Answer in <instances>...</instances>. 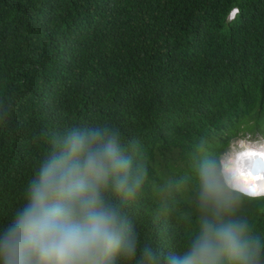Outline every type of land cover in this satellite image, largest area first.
<instances>
[{
  "label": "trees",
  "instance_id": "16d2710c",
  "mask_svg": "<svg viewBox=\"0 0 264 264\" xmlns=\"http://www.w3.org/2000/svg\"><path fill=\"white\" fill-rule=\"evenodd\" d=\"M0 115V227L27 202L41 129L108 122L144 148L137 231L180 254L188 229L158 214L152 186L187 169L200 136L264 128V0H0ZM246 211L264 235V212Z\"/></svg>",
  "mask_w": 264,
  "mask_h": 264
},
{
  "label": "clouds",
  "instance_id": "9594fccd",
  "mask_svg": "<svg viewBox=\"0 0 264 264\" xmlns=\"http://www.w3.org/2000/svg\"><path fill=\"white\" fill-rule=\"evenodd\" d=\"M239 14L233 5L223 22ZM34 139L48 148L27 202L0 227V264H264V235L246 211L264 212V128L255 119L243 118L219 147L200 136L187 169L152 186L158 214L188 229L180 254L143 238L129 215L149 182L136 137L105 122L41 129Z\"/></svg>",
  "mask_w": 264,
  "mask_h": 264
}]
</instances>
